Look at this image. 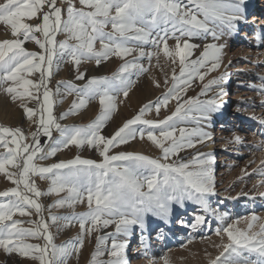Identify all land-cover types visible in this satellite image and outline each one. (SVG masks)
<instances>
[{
    "label": "snow or ice",
    "instance_id": "snow-or-ice-1",
    "mask_svg": "<svg viewBox=\"0 0 264 264\" xmlns=\"http://www.w3.org/2000/svg\"><path fill=\"white\" fill-rule=\"evenodd\" d=\"M242 20L244 0L0 3V25L10 29L12 37L0 41V89L13 101H21L27 119L35 125L30 133L0 126V174L13 185L0 191V250L36 264H67L69 257L83 248L84 237L96 233L91 264H130L126 257L128 238L136 229L143 234L149 217L170 221L174 212L187 211L191 204L201 213L190 222L193 229L207 222L209 212L225 220L209 201L215 194L214 159L196 153L185 160L180 153L212 138L204 128L222 104L218 102L221 94L209 93L214 85L225 82V77L204 81L221 66L224 45L219 41L237 30ZM60 35L65 39L58 40ZM169 40L174 42L171 46ZM196 40L213 42L204 43L200 55L193 59L196 49L201 48L193 42ZM28 43L35 44L38 51L27 49ZM145 45H152L153 51L146 52ZM161 50L173 65L177 60L179 63L178 73L173 67L171 87L162 98L144 105L106 135L104 130L119 109L118 101L129 96L132 77L146 71L140 61L145 57L158 59ZM112 58L122 64L110 77H89L80 71L82 63L94 61L99 67ZM61 63H71L75 79L84 83L58 82L53 90V67L58 70ZM195 80L203 85L201 91L185 98ZM66 95L75 98L68 111L57 116L54 97ZM93 101L98 103L99 113L92 122L86 126L61 123ZM32 102L34 107L26 106ZM172 102L174 109L163 119L146 118L153 109L159 116ZM136 139H147L160 151V157L114 151ZM233 142L239 144L241 140L235 137ZM73 147L97 151L101 159L80 155L55 159ZM49 160L53 162L43 163ZM37 179L47 182L48 187L41 189ZM53 196L54 202L44 205L42 198ZM78 205H84L86 211L76 212ZM63 208L70 209V214H52L53 209ZM33 214L35 220L14 218ZM25 223L31 227H24ZM52 226L58 232L78 226L80 232L75 241L57 245ZM252 227L250 224L247 231H239L228 224L218 229L217 235L222 231L228 242L221 245L222 252L211 264H264V226L258 232ZM108 228L114 230L105 232ZM29 239L42 243L25 242ZM105 255L110 259H98Z\"/></svg>",
    "mask_w": 264,
    "mask_h": 264
},
{
    "label": "rangeland",
    "instance_id": "rangeland-1",
    "mask_svg": "<svg viewBox=\"0 0 264 264\" xmlns=\"http://www.w3.org/2000/svg\"><path fill=\"white\" fill-rule=\"evenodd\" d=\"M4 0H0L3 3ZM264 1L262 0H244V13L247 18L250 15H256L255 20L247 28V22L242 20L237 30L231 35L223 37L219 43L224 45L221 65L217 71L206 76L204 83L220 76L225 77V82L213 86L209 96L220 95L219 103L222 104L216 112L212 114L211 122L205 131L210 133L211 139L196 147L187 149L180 153L185 160H191L196 153H204L211 157L215 155L216 161L211 166L214 177V195L209 197L210 205L219 214L225 215V220H220L211 212L206 214V223L193 229L190 222L194 221L196 215L201 214L199 210H194L195 206L189 204L187 211L177 210L173 213L170 221H162L149 217L147 229L140 234V230H134L138 234L132 249V262L136 264H211L221 252V245L227 243V237L221 231L217 235L218 229H223L231 224L235 230L247 231L250 224L253 225L252 231L258 232L261 226H264V32L259 34L253 31L262 25V13L264 10ZM258 15V16H257ZM258 18V19H257ZM259 20V21H258ZM12 39L10 29L0 25V41ZM58 40L65 37L60 35ZM194 43L200 44L201 48L196 49L195 59L200 55L203 44L209 41L196 40ZM174 42L169 40L171 46ZM31 51H38L33 43L25 45ZM97 49L99 44L96 45ZM145 51H153L152 45H145ZM136 54L134 53L133 56ZM132 59V57H128ZM142 63L146 69L139 76H133L134 81L127 99L123 97L118 101L119 109L113 114V118L108 122L104 132L111 134L118 126L136 115L139 110L147 104L154 103L162 98L172 85V70L175 67L179 72V63L176 65L163 55L161 50L159 58L153 57L150 61L147 57L143 58ZM122 61L116 58L102 62L99 67L95 62L82 63L80 71L87 72L92 76H112L117 72ZM94 70V71H93ZM53 77L50 87L55 90L58 82L67 84L72 82L81 85L84 81L75 79L76 70L71 63H61L59 69L53 67ZM230 75H234V80L230 82ZM35 78V77H34ZM167 80V84H165ZM159 84V87L155 86ZM232 86L228 89L224 87ZM203 85L199 80L192 82L187 91V97L197 96ZM63 92V88H61ZM230 94L231 99L225 105V95ZM74 96H57L55 99V114L59 116L66 113L70 108ZM206 97H201L205 99ZM61 100L63 101L61 103ZM27 107H34V102L26 103ZM175 107V102L169 104L168 109H161L159 116L155 110L148 114V119H163L169 115ZM99 113V105L93 101L87 108L80 110L77 115H70L61 123L66 125L86 126L92 122ZM21 101H13L11 95L0 89V126L20 128L25 133L35 130V125L28 129L21 122L23 119ZM26 116V115H25ZM22 121V120H21ZM247 121V123H242ZM226 126L224 127V125ZM194 126V125H190ZM55 135V133H54ZM235 137H239L241 143H234ZM214 144V150L211 151V143ZM3 151V149H0ZM115 152H129L135 154H144L153 158H159L161 153L147 139H136L128 144L122 145L114 150ZM80 155L82 158L99 161L101 157L97 151L84 148L78 150L69 148L57 154L55 158L59 160H68L74 156ZM52 160L43 163H51ZM12 171V169H9ZM37 184L41 189V181L37 179ZM13 187L11 183L0 174V191ZM56 197H43L42 202L48 205L54 202ZM76 212H84V205H78ZM70 209H53L52 214L57 216L69 215ZM185 212V213H184ZM45 217L48 212L44 213ZM255 216L258 219L252 220ZM22 221L29 219L35 220L36 216L14 217ZM159 221L162 229L153 225ZM24 227H31L25 223ZM157 228V229H156ZM113 228L105 229V232H112ZM54 236V242L61 245L66 241H75L80 229L78 226L64 228L57 231L55 226L51 227ZM103 234V233H99ZM96 233L91 238L84 237L83 248L78 255L73 254L69 257L67 264H91V255L95 251ZM120 239H125L121 237ZM132 240L131 237L128 238ZM128 240V241H129ZM27 243L39 244L41 240L29 239ZM133 244V240L130 242ZM110 244V241H109ZM156 246L158 249L153 250ZM128 248V247H127ZM152 251V252H151ZM129 257V256H128ZM100 261L110 259L107 255L99 257ZM0 264H36L35 261L21 258L16 254H6L0 250Z\"/></svg>",
    "mask_w": 264,
    "mask_h": 264
},
{
    "label": "bare ground",
    "instance_id": "bare-ground-1",
    "mask_svg": "<svg viewBox=\"0 0 264 264\" xmlns=\"http://www.w3.org/2000/svg\"><path fill=\"white\" fill-rule=\"evenodd\" d=\"M252 1H255L256 2V0H252ZM262 1H264V0H262ZM264 3V2H263ZM247 11V10H246ZM245 11V13H244V15H246L247 14V12ZM260 13H262L263 15H262V18L261 19H259V20H261L262 21V25H261V27L260 28H258V29H253V31H255V32H258L260 35L261 34H263V32H264V10L263 11H260ZM256 16V15H255ZM254 15H250L249 14V16L246 18L245 17V20L244 21H246L247 22V28L249 27V25H250V23H252L253 21H250V19H252L253 18V20H255V17ZM258 16V15H257ZM258 19V18H257ZM258 20V21H259ZM222 66V65H221ZM94 71V70H93ZM234 75H230L229 76V78H230V82L232 83L233 82V80H234ZM230 87V89H232V86H225L224 88L225 89H228ZM231 99V96H230V94H226L225 95V99H224V104L225 105H227L228 104V102H229V100ZM26 114H23V119L21 118V120H20V122L25 126V127H27L28 129H30L31 127H33V123H31L28 119H27V117L25 116ZM243 124L244 123H247V121H244V122H242ZM226 126V124L224 125V127ZM210 149H211V151H213L214 150V144H213V142L211 143V147H210ZM212 158L214 159V162L216 161V158H215V155H213L212 156ZM185 213V212H184ZM155 227H157L159 230H161L162 228V225H160V222L159 221H157L154 225H153V228H155ZM156 228V229H157ZM140 234H141V230H140ZM136 236H138V234L137 233H135V232H133V234H132V236H131V239L133 240V244H131L130 242L132 241V240H129L128 241V248L126 249V257H127V259L129 260V262H130V264H136L135 262H132V260H131V257H132V249H133V246H134V242H135V240H136ZM156 249H158L156 246H154L153 247V250L152 251H154V250H156ZM151 251V252H152ZM129 256V257H128Z\"/></svg>",
    "mask_w": 264,
    "mask_h": 264
},
{
    "label": "built area",
    "instance_id": "built-area-1",
    "mask_svg": "<svg viewBox=\"0 0 264 264\" xmlns=\"http://www.w3.org/2000/svg\"><path fill=\"white\" fill-rule=\"evenodd\" d=\"M48 187V184H47V182H44V181H41V187Z\"/></svg>",
    "mask_w": 264,
    "mask_h": 264
}]
</instances>
